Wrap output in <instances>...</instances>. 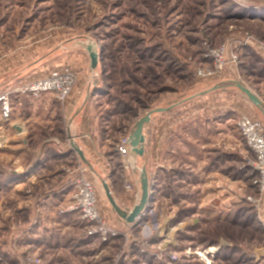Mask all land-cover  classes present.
<instances>
[{"label":"rangeland","instance_id":"1","mask_svg":"<svg viewBox=\"0 0 264 264\" xmlns=\"http://www.w3.org/2000/svg\"><path fill=\"white\" fill-rule=\"evenodd\" d=\"M89 43L98 48L95 69ZM224 45L225 68L200 76V69L216 68L206 53ZM50 59L56 63L51 69ZM55 72L73 73L75 83L64 101L47 93L62 112L43 136L62 130L56 146L71 145L66 131L73 107L85 104L99 151L101 134L110 140L107 152L116 149L112 166L126 192L134 188L127 171L133 166L126 167L117 146L150 110L172 106L163 116L167 139L176 147L186 130L190 135L180 143L209 155L155 161L146 155L152 147L146 126L136 165L148 168L150 203L130 224L113 210L98 175L75 150L67 151L50 166L71 190L40 220L32 205L38 187L5 182L24 146L6 144L1 127L11 123L20 97L39 98L20 89ZM11 75L26 76L7 82L0 94L10 109L5 117L0 102V264H264L262 177L237 127L243 115L262 124L264 115L235 86L242 83L264 102V0H0V80ZM44 137L27 141L22 165L33 162ZM82 171L104 203L98 206L104 232L91 234L92 224L75 209Z\"/></svg>","mask_w":264,"mask_h":264},{"label":"crops","instance_id":"2","mask_svg":"<svg viewBox=\"0 0 264 264\" xmlns=\"http://www.w3.org/2000/svg\"><path fill=\"white\" fill-rule=\"evenodd\" d=\"M55 64L56 63L50 59L47 67H50L51 69ZM32 68H34V70L36 69L35 66ZM18 76L19 75H11L0 80V94L5 88H7L9 83L12 85L16 80L23 79L26 75L22 77ZM58 105V102L50 94H45L39 98H30L27 94L20 97L18 104L15 105L17 106L15 107L16 114L13 116L11 123L4 125L5 121H2L4 123H2L1 135L4 136V142L6 140V144L8 145H10L11 142H14V144L19 143L21 146H24V151L22 153V156H24L26 151L29 152V149H26L25 146L27 141H39L41 136L44 137L43 135L45 132L43 129H45V127L51 129L56 128V124L59 122L58 118H56L57 114L62 112ZM85 106V104L81 103L79 106L73 107V113L70 116L72 125L68 128V131H66L67 138H70L71 136V144L74 141L83 150L84 154H86V159L91 166H88L86 163L85 164L98 176L105 179L106 182H110V184L108 182L107 183L110 186V190L117 203L121 207H133L139 202L138 193H141L138 171L134 168H132V170L131 168L127 169L131 180L134 182V188L132 192H126L123 187L121 176H119L118 171L116 172L115 168L112 166V158L114 156L118 157L117 152L116 155H112V150L116 151V149L111 148V151L107 152V145H104L110 140H104L101 134V151H99L100 145L97 143V135L93 136L94 133L91 134L92 131H88L87 128V108ZM167 112L160 113L161 115L156 113V115H153L151 121L146 125L147 127L145 129V133L147 138L148 132H150V128H152L151 153L149 151L146 155H152L155 161H160L162 157L167 159L170 155H209L208 151L203 152L201 149H197L196 152V148L189 150L190 148L188 149L185 143H180L182 139L184 140L185 135H190V133L186 130L183 132L184 137L182 139L179 137L181 140H178L176 147L174 146L176 142H172L170 137L167 139L169 134L168 129L165 127L166 122L163 117L164 115L166 116ZM60 133L62 134V130L55 131L53 137H44V139L40 140L41 145L36 150L33 162L28 163L27 165H22V161L24 159L22 156L18 157L15 161V164L17 165L16 170L12 173L6 174L7 178L5 179V182H7L8 185L17 184L18 187H21L32 183L38 187V191L40 193L35 196V200L32 201V205L34 208L37 207L38 212H40V220L41 218L43 219V214H46V211L52 210L58 204L59 200L64 199L67 193L71 190V183H67V181L59 182L58 178L61 175L58 171H56V168H52L50 166L52 164H56L64 157H67L65 152L74 151L72 145L62 149L56 146V141ZM54 145L55 149H52V146ZM141 158L142 157L136 158V164L139 163ZM119 167L122 168L120 165ZM146 169L148 168L146 167ZM46 171L48 173H46ZM105 177H107V179ZM7 183H5V185H7ZM102 190L106 197L103 187ZM98 206L101 209L102 207L104 209V203L99 202ZM104 211H106V209ZM40 238L49 240L45 237V235H41Z\"/></svg>","mask_w":264,"mask_h":264},{"label":"built area","instance_id":"3","mask_svg":"<svg viewBox=\"0 0 264 264\" xmlns=\"http://www.w3.org/2000/svg\"><path fill=\"white\" fill-rule=\"evenodd\" d=\"M228 54L227 45L222 46L219 49L209 50L206 56L215 60V69H200L198 74L202 77L213 75L212 72L220 73L224 67L225 56ZM235 58V57H234ZM75 83V75L71 72L52 73L51 75L41 78L34 83L28 85L24 89H20L24 93H29L36 97H41L44 94L52 93L55 97L64 101ZM4 100L3 111L4 116L8 117L10 109L8 105V97L0 96V102ZM238 129H240L243 137L246 139L249 147L256 154V169L261 174V180L257 183L261 185V190H264V124L250 119L248 116L243 115L237 123ZM117 151L119 155L124 159L126 167L131 163L130 151L131 146L129 138H125L118 146ZM77 193H76V206L75 209L79 210L82 219L92 224L93 233L104 232L105 225L103 224L101 212L98 207V194L94 183L85 175L82 171L79 173L77 180ZM126 190H132L131 183L126 184Z\"/></svg>","mask_w":264,"mask_h":264},{"label":"water","instance_id":"4","mask_svg":"<svg viewBox=\"0 0 264 264\" xmlns=\"http://www.w3.org/2000/svg\"><path fill=\"white\" fill-rule=\"evenodd\" d=\"M88 50L90 51V57H91V67L95 69L98 64V48L95 44L89 43L87 46ZM235 86L243 93L248 99H250L251 103L255 105L264 115V102L249 88L242 85V83L235 82ZM219 87H214L211 90L205 91L201 94H206L212 90H216ZM194 98V97H190ZM172 108L170 107H157L153 110H150L147 112L143 117H141L135 124L134 128L132 129L130 135H129V143L131 146L130 151V161L134 169H137L138 175H139V183L141 188V197L139 202L134 206L132 210H127L122 208L117 201L115 200V197L113 196L110 186L106 182L105 179H102L100 176H98V180L100 181V184L102 185L106 197L112 206L115 213L123 220H125L127 223L133 224L135 223L140 216L144 214V212L147 209L148 204L150 203V194H151V186L149 181L148 172L145 166H142L141 168H138L136 165V158L142 157L144 155L145 149L144 144L146 141V137L144 134V128L146 127V124H148L151 121V118L156 113H164L169 111ZM73 149L79 154L80 158L88 165L91 166L87 159L86 154H84L83 150L75 143L72 142Z\"/></svg>","mask_w":264,"mask_h":264},{"label":"bare ground","instance_id":"5","mask_svg":"<svg viewBox=\"0 0 264 264\" xmlns=\"http://www.w3.org/2000/svg\"><path fill=\"white\" fill-rule=\"evenodd\" d=\"M145 213V212H144Z\"/></svg>","mask_w":264,"mask_h":264}]
</instances>
